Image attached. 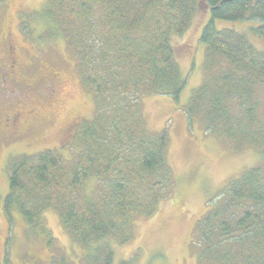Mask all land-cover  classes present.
Returning <instances> with one entry per match:
<instances>
[{
  "label": "trees",
  "instance_id": "trees-1",
  "mask_svg": "<svg viewBox=\"0 0 264 264\" xmlns=\"http://www.w3.org/2000/svg\"><path fill=\"white\" fill-rule=\"evenodd\" d=\"M46 3L36 22L42 32L33 36L38 44L63 38L95 110L91 120L81 123L83 155L73 168L48 150L10 158L1 210L8 220L14 212L30 230L46 236L43 213L54 210L73 242L86 248L85 264H134L114 263L106 240L130 242L135 220L155 215L174 182L167 132L148 130L142 99L168 96L178 101L186 79L172 40L188 30L202 6L210 17L199 37L209 74L192 90L185 114L189 120L197 117L216 137L264 151V125L256 122L257 104L251 101L264 85V53L243 35L213 25L215 20L256 21L251 32L264 39V0ZM231 102L237 105L236 116ZM90 180L101 184L99 191L77 199L75 194ZM196 237L195 264H264V161L231 183L228 194L198 221Z\"/></svg>",
  "mask_w": 264,
  "mask_h": 264
},
{
  "label": "rangeland",
  "instance_id": "rangeland-1",
  "mask_svg": "<svg viewBox=\"0 0 264 264\" xmlns=\"http://www.w3.org/2000/svg\"><path fill=\"white\" fill-rule=\"evenodd\" d=\"M46 2L13 0L10 12L20 11L21 14L25 9L31 12L24 17V27L29 33V22L39 20L37 17L43 14L41 11L45 10ZM209 20L207 8L200 7L188 30L172 40L176 62L186 79L178 101L168 96H145L142 99L148 130L167 132V159L174 182L171 191L160 201L155 215L135 220L134 238L130 242L121 245L115 239L106 240L113 252L114 263L131 260L134 264H195L198 221L228 194L231 183L244 170L264 161V151L216 137L205 131L197 117L189 120L185 114L192 90L209 74L205 69V48L199 43L202 29ZM17 21L16 16L8 14L2 20V32L12 30ZM213 25L216 30H231L243 35L255 50L264 53V39L251 32L258 22L215 20ZM34 27L32 35H39L43 26L36 23ZM31 46V56H36L33 77L39 80V74L51 73L58 79L54 83L55 93L47 96L41 94L51 87V83L46 80L37 83V95L40 96L37 103L42 121L32 135L15 143L3 137L0 141V264H4L5 259L7 264H85L86 248L73 242L56 211L43 213L50 244L48 236L30 230L19 215L13 212L8 220L1 210L8 192L5 168L10 158L48 150L57 152L66 165L73 168L83 155L81 123L91 120L95 110L94 97L82 86L63 38L51 42L41 40V44L36 41ZM251 101L257 104L256 122L264 125V85L257 87ZM229 106L233 116L239 114L235 102ZM100 188L101 184L90 180L75 196L80 200L90 198Z\"/></svg>",
  "mask_w": 264,
  "mask_h": 264
},
{
  "label": "flooded vegetation",
  "instance_id": "flooded-vegetation-1",
  "mask_svg": "<svg viewBox=\"0 0 264 264\" xmlns=\"http://www.w3.org/2000/svg\"><path fill=\"white\" fill-rule=\"evenodd\" d=\"M12 2L0 0V141L3 137L15 143L31 136L42 121L37 103L40 97L37 95V83L42 80L51 83V87H47L41 95H52L58 76L49 73L47 76L39 74V80L33 77L36 56H31V44H36V37L31 32L27 33L24 27V17L31 12L23 10L22 17L20 11L11 13ZM8 14L16 16L18 21L12 30L3 33L1 23ZM29 25L31 31L32 23L29 22Z\"/></svg>",
  "mask_w": 264,
  "mask_h": 264
}]
</instances>
